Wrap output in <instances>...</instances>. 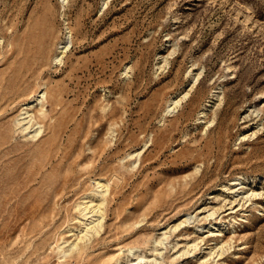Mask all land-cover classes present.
<instances>
[{
    "label": "rangeland",
    "instance_id": "obj_1",
    "mask_svg": "<svg viewBox=\"0 0 264 264\" xmlns=\"http://www.w3.org/2000/svg\"><path fill=\"white\" fill-rule=\"evenodd\" d=\"M0 37V264H264V0H0ZM97 179L102 227L68 249Z\"/></svg>",
    "mask_w": 264,
    "mask_h": 264
},
{
    "label": "bare ground",
    "instance_id": "obj_2",
    "mask_svg": "<svg viewBox=\"0 0 264 264\" xmlns=\"http://www.w3.org/2000/svg\"><path fill=\"white\" fill-rule=\"evenodd\" d=\"M64 1V0H62ZM71 38L68 36V38L65 40L63 45H60V50L54 55V59L60 60L61 59V52L64 51L65 47L68 46L70 43ZM1 42V37H0ZM166 60V57H164ZM164 60V61H165ZM199 73L197 75H194V81L198 78ZM187 94V91L182 94V96H172L168 99L166 106H165V112H172L174 111L177 106L179 105L181 99L183 96ZM44 96V91L42 89L38 90L37 92L33 93L30 97V100L26 101L22 109L20 111V117L18 118V122H20V125L23 129H26L27 132H29L31 135H39L43 130V125L40 122L34 121L33 114L31 113V108L37 104L42 102V97ZM42 105V103H41ZM146 146V144H145ZM143 148L138 149L135 152H128V156L132 157L133 155H139ZM133 162V161H132ZM197 169V167H196ZM195 169V170H196ZM248 180H243L239 176L233 178L230 180L229 183L225 184V187L229 189L230 192H232V200H235L236 198H242V199H250L253 196H256L260 192L253 189H248L247 184ZM94 187L90 189L84 196L83 199H81L77 203V209L79 210V226L74 229L71 234H74V238H72L68 243H66L67 239H64L63 241L68 244V249H72L78 245L80 241H85L89 239L92 235L98 233L102 227L103 224V203L105 200V193L108 189V183L102 180H94ZM214 210H211L208 212V214H213ZM199 214V213H198ZM77 216V215H76ZM193 217L191 213H187L181 220H179L175 226L178 224L188 221ZM218 224H215V226ZM216 229V230H215ZM210 232L219 233L223 230V227H221V224L216 226V228L211 227L209 225L208 229ZM71 231V230H70ZM218 231V232H216ZM166 238V230H162L158 237L153 238V249H161L163 247V244L165 243ZM220 241V240H219ZM64 243V244H65ZM195 243V242H194ZM62 251L66 252L67 248H63L62 245ZM212 246V245H211ZM220 248V247H219ZM125 251V259L122 261L121 264H142V262L147 261V263H150V260H157V255H154L153 257L149 258L146 256V254L141 251V249L136 247H126L123 249ZM212 247H210L209 252H212ZM214 252V251H213Z\"/></svg>",
    "mask_w": 264,
    "mask_h": 264
}]
</instances>
